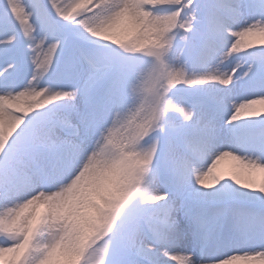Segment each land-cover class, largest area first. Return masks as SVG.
Listing matches in <instances>:
<instances>
[{
    "label": "snow or ice",
    "instance_id": "obj_1",
    "mask_svg": "<svg viewBox=\"0 0 264 264\" xmlns=\"http://www.w3.org/2000/svg\"><path fill=\"white\" fill-rule=\"evenodd\" d=\"M257 34L264 0H0V264H264Z\"/></svg>",
    "mask_w": 264,
    "mask_h": 264
},
{
    "label": "rangeland",
    "instance_id": "obj_2",
    "mask_svg": "<svg viewBox=\"0 0 264 264\" xmlns=\"http://www.w3.org/2000/svg\"><path fill=\"white\" fill-rule=\"evenodd\" d=\"M244 42L245 43H252L256 47L264 46V36H260L258 34L257 35H251V36L245 37ZM255 107L257 109H261V108H264V105L257 104ZM237 170H238L237 169V161L233 160L230 157L222 160L219 163V165L217 166V171L225 173V174H230L233 171H237ZM243 178H245V179L252 178V179H256L257 181H259L260 179H264V173L256 172V173H253L251 175V177H249L247 173H244ZM253 264H259V262L256 261V262H253Z\"/></svg>",
    "mask_w": 264,
    "mask_h": 264
}]
</instances>
